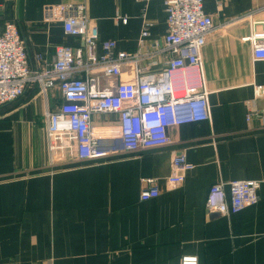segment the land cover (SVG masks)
Here are the masks:
<instances>
[{
	"label": "crops",
	"instance_id": "crops-1",
	"mask_svg": "<svg viewBox=\"0 0 264 264\" xmlns=\"http://www.w3.org/2000/svg\"><path fill=\"white\" fill-rule=\"evenodd\" d=\"M54 4H84L100 43L117 51L142 53L162 40L167 27L162 0H0V32L14 23L25 44L29 66L36 56L51 63L56 46H80L61 23L43 21ZM264 0H205L215 29L202 47L199 80L208 91L209 121L168 129L170 143L104 161L52 160L47 149L46 114L63 102L58 88L45 94L34 84L15 101L0 106V264H179L194 255L198 264H264V61H254L250 26L230 19L261 8ZM126 19L124 22L123 19ZM255 20H263L258 11ZM144 21L149 35L139 45ZM167 53L122 66L159 72ZM250 102L260 118L245 119ZM115 116L93 117L98 128ZM192 169L184 182L167 186L173 156ZM154 179L159 195L142 201L143 181ZM257 180V201L235 213L207 211L211 185ZM227 202L229 189L225 187Z\"/></svg>",
	"mask_w": 264,
	"mask_h": 264
},
{
	"label": "built area",
	"instance_id": "built-area-1",
	"mask_svg": "<svg viewBox=\"0 0 264 264\" xmlns=\"http://www.w3.org/2000/svg\"><path fill=\"white\" fill-rule=\"evenodd\" d=\"M143 5L150 0H135ZM166 11V32L155 40L147 52L117 51L116 43L106 40L98 47V28L86 15L84 4H54L45 7L43 21L61 23L65 35L81 42L80 46H56L51 63H42L36 56L37 69L29 66L27 52L18 27L4 24L0 32V106L9 104L36 84L45 94L58 88L63 102L46 114L47 149L52 160L70 156L77 160L104 161L110 157L140 149L167 145L168 129L183 124L209 121L208 91L192 82L199 80L200 51L206 37L215 29L204 12L205 0H162ZM255 1V0H254ZM223 0H217L219 6ZM262 10L252 8L230 19L229 23L246 22L254 61H264V19L255 20ZM125 22L126 19L124 18ZM144 21L139 45L149 35ZM167 53L170 57L159 72L133 67L131 80H120L122 66L137 64ZM264 98V86L254 85V98ZM245 119L260 118L259 112L245 102ZM115 116L98 128L93 117ZM192 169L182 154L173 156L171 173L166 182L174 188L184 182ZM139 198L146 201L159 195L154 179L143 181ZM229 189V199L225 187ZM260 182L257 180L219 181L211 185L206 208L211 213H235L257 201ZM179 264H198L194 255L182 256Z\"/></svg>",
	"mask_w": 264,
	"mask_h": 264
}]
</instances>
